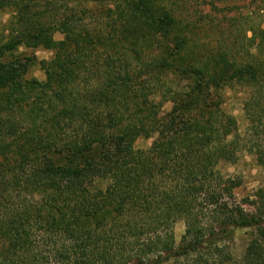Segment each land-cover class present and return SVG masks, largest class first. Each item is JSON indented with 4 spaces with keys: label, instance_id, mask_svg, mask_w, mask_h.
<instances>
[{
    "label": "trees",
    "instance_id": "trees-1",
    "mask_svg": "<svg viewBox=\"0 0 264 264\" xmlns=\"http://www.w3.org/2000/svg\"><path fill=\"white\" fill-rule=\"evenodd\" d=\"M181 1L0 0V264H264V216L231 206L217 169L239 145L225 89L264 132V15L246 46L212 45ZM26 41L53 52L44 81L5 60ZM252 143L264 165V137ZM179 219L191 240L174 247Z\"/></svg>",
    "mask_w": 264,
    "mask_h": 264
},
{
    "label": "rangeland",
    "instance_id": "rangeland-1",
    "mask_svg": "<svg viewBox=\"0 0 264 264\" xmlns=\"http://www.w3.org/2000/svg\"><path fill=\"white\" fill-rule=\"evenodd\" d=\"M177 3L178 0H173ZM180 9L187 12L191 23L197 26L201 40L215 45L219 41L221 45L231 44L233 41L239 44L237 48L246 46L247 37L252 35L253 29L261 25L264 15V0H186L181 1ZM11 16L9 9L0 11V41L7 37V23ZM58 26V25H57ZM66 30L56 27L53 37L56 40L63 39ZM233 50V49H232ZM239 54L242 53L239 51ZM52 50L42 46H34L31 42L22 43L5 60L19 59L26 64V79L35 78L45 80L44 71L40 61L52 57ZM242 88L234 86L224 90L222 108L225 112L234 116L237 123V135L239 140L238 150L234 161H220L217 169L222 176L219 190L223 192L230 205H238L251 220L264 216L257 200V191L264 185V165L258 159V154L253 143L259 136L264 137V132H249L248 120L242 109ZM159 95L154 101L157 103V115H163L171 108L169 101H162ZM153 138L139 137L134 146L146 149ZM250 140L248 143L247 141ZM190 228L184 219L176 220L173 224L174 247L186 245L191 240ZM250 237L248 228H239L228 242L230 250L235 257L243 255L245 246ZM5 241L0 238V249L5 247Z\"/></svg>",
    "mask_w": 264,
    "mask_h": 264
}]
</instances>
